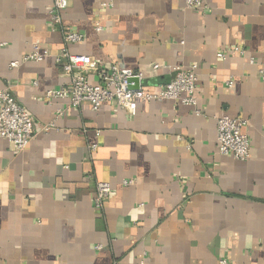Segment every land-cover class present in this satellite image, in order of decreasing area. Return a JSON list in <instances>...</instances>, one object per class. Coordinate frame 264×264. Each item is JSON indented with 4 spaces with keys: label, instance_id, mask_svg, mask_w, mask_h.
I'll use <instances>...</instances> for the list:
<instances>
[{
    "label": "crops",
    "instance_id": "1",
    "mask_svg": "<svg viewBox=\"0 0 264 264\" xmlns=\"http://www.w3.org/2000/svg\"><path fill=\"white\" fill-rule=\"evenodd\" d=\"M204 2L69 0L62 24L85 35L71 51L141 71L150 91L198 66L197 106L139 101L131 114L49 103L69 81L53 0H0V87L36 124L22 152L0 138V264H264V0ZM34 44L43 60L10 66ZM222 115L249 119V160L218 152ZM99 181L112 186L101 208Z\"/></svg>",
    "mask_w": 264,
    "mask_h": 264
},
{
    "label": "built area",
    "instance_id": "2",
    "mask_svg": "<svg viewBox=\"0 0 264 264\" xmlns=\"http://www.w3.org/2000/svg\"><path fill=\"white\" fill-rule=\"evenodd\" d=\"M183 2L186 7L197 11L209 9L204 0H183ZM112 5L113 2L102 3L104 7ZM68 7L69 0H53L50 9L53 30H60L64 41L63 48L56 55V62L69 76V81L60 88H50L45 91L44 96L49 103L57 98H65L71 107L89 105L94 111L100 110L105 104L113 103L131 114L136 112L139 101L174 100L184 105L197 106L196 90L199 76L196 64L189 67L174 66L175 76L159 84L157 91H150L143 85L141 71L124 67L116 61L107 62L87 54L71 51L69 46L84 41L85 35L62 24V14ZM96 29L101 31L102 26L97 24ZM235 49L237 48L222 50L218 52V57L224 59L229 51ZM238 51L242 54L246 53L243 48ZM47 55L48 52L40 44H34L32 49L20 59L10 62V66L18 67L24 62L41 61ZM250 63H255V60L251 58ZM261 76L264 78V68L261 69ZM135 79L139 80L138 87H135L137 85ZM231 83L232 81L229 80L228 84ZM58 114L61 115L63 112L59 111ZM248 125L249 119L246 117L220 116L217 121L218 152L231 154L239 161L249 160L251 142L246 129ZM54 126V123L46 125L45 129L49 130ZM35 134L36 124L31 112L15 98L10 88L0 87V138H6L15 151L22 152L29 146ZM97 148V144H92L93 151ZM123 184L132 185L134 180H124ZM111 192L110 182L99 181L94 194L95 205L101 208ZM218 264H231V261L222 257Z\"/></svg>",
    "mask_w": 264,
    "mask_h": 264
},
{
    "label": "water",
    "instance_id": "3",
    "mask_svg": "<svg viewBox=\"0 0 264 264\" xmlns=\"http://www.w3.org/2000/svg\"><path fill=\"white\" fill-rule=\"evenodd\" d=\"M134 81H136L137 82V85L135 86V87H138V83H139V80L138 79H135Z\"/></svg>",
    "mask_w": 264,
    "mask_h": 264
}]
</instances>
